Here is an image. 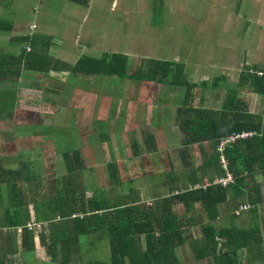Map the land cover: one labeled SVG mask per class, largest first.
Masks as SVG:
<instances>
[{"label":"crops","instance_id":"obj_1","mask_svg":"<svg viewBox=\"0 0 264 264\" xmlns=\"http://www.w3.org/2000/svg\"><path fill=\"white\" fill-rule=\"evenodd\" d=\"M102 1L111 15L155 11L186 14V46H179L175 56L167 59L171 62L160 58L149 60L142 55L140 57L151 65H141L133 72L141 73V70L144 73L155 68L158 62L172 63L182 69L183 87L172 82L159 84L128 77L117 81L107 78L116 76L89 74L85 69L90 65L76 70L84 59L99 61L117 56L124 59L126 74L131 73L126 71L129 55H135L134 45L129 44L131 37H125L119 46L115 37H108L111 53L96 58L88 53L94 55L92 49H104V43L99 40L105 41L106 37L93 39L92 36L80 47L76 36L73 45L78 54L74 57L65 52L64 40L57 38L58 27L51 25L58 17L49 13H61V23H65L64 17L72 18L68 24L74 25L79 32L81 26L73 22L79 21L77 15L85 14L79 10L89 11L92 6L91 11L99 12ZM7 2L0 1V10L12 19L0 23V39L4 37L7 47L17 54L25 50L24 55H29L34 65V71L22 74L31 81L29 86L24 84L23 87L33 91L30 96L44 95L46 88H54V95L58 97L65 94L66 99L61 103L63 109L58 108V113L69 112L73 120H58V135H66L65 129L71 128L74 137L75 132L82 129L86 138L84 148L78 144L69 148L63 142L59 145L63 149L58 148L54 160L61 162L64 169L61 167L58 171V191L63 186L66 191L60 192L58 199L54 198L58 204L65 201L63 206L56 208L57 212L51 213L49 195L55 193L49 189L38 193L46 199L34 196L32 201L23 197V206H18L14 200L15 192L7 191V205L0 202V210L12 213L14 208L22 211L27 208L29 218L21 215L17 223L24 228L27 225L38 227L32 232L27 230L28 234L22 233L24 228L4 226L0 229V264H222L223 260L225 264H264V254H255L254 247H250L259 239L258 248H264V216L260 214L264 206L263 175L255 173L254 182L247 183L244 188L229 187L225 196H220L219 192L209 198L204 193L190 196L189 193L210 188H204L203 184L221 176L216 175L215 165L210 164L214 157L211 143L204 141L184 147L180 126L195 110L220 111L223 102L214 93L219 87L226 94L230 91L238 95L243 91L253 93L252 78L264 75V0ZM2 15L0 11V20ZM64 28L61 26V31L65 32ZM189 40L197 42L196 46L188 47ZM117 47L121 49L119 52ZM40 48L47 58L37 59L33 64ZM141 49L147 50L145 45ZM212 70L218 71L220 76L211 82L208 75H213ZM220 77V85L216 86L214 80ZM256 97L261 101L247 110L251 114H264V98ZM37 112L41 115L45 111L37 109ZM36 118L35 125L26 127H57V123L46 122L40 116ZM110 140L113 146L118 141L122 150L108 167V162L114 160L111 152L92 154L87 150ZM46 145H43L45 150ZM30 150L35 158L42 152L33 144ZM100 157L105 171L96 170L87 176L84 172L91 166L86 160ZM67 159H70V168ZM35 175L47 177L38 169ZM70 175L72 177L66 179ZM26 189L29 190L21 188L23 192ZM76 192L81 194L79 202L72 201L74 196H66ZM95 194H101V199L95 198ZM223 198L219 203L212 202ZM38 203L48 205V215H38ZM242 207H250V210L242 211ZM132 208L135 210L130 212ZM115 211L124 212L118 216ZM90 216L97 219L90 220ZM205 227L212 231L206 230L208 238L203 232ZM171 232L176 239L174 244L169 241ZM160 240L165 245L161 246Z\"/></svg>","mask_w":264,"mask_h":264},{"label":"rangeland","instance_id":"obj_2","mask_svg":"<svg viewBox=\"0 0 264 264\" xmlns=\"http://www.w3.org/2000/svg\"><path fill=\"white\" fill-rule=\"evenodd\" d=\"M0 1L8 3L7 0ZM102 2V12L100 10L99 12L94 10L91 11L92 6L89 11L79 10V13H85L83 15H77L79 21L73 20L75 25L78 24L81 26L79 32L74 25L68 24L72 18L69 19L64 17L65 23H61L63 22V15H61V13H49V15H55L58 17V21H55L51 25H54L55 28L58 27L57 38L59 40H64V46H62L65 49V52H68V54L73 55L74 57L78 54V50L75 49L73 45V40L76 36H78L77 43H80V47L83 46L81 44L83 41L87 38H92V36L93 39L96 37H106L105 41L99 40L104 43L105 50L101 49L100 51H97L96 49H92L91 52L94 53V55L87 52L88 55L99 58L103 54L111 53L108 49V37H115L116 41H118V46L124 43L125 37H131L129 44L134 45L135 55H129L128 60L133 63L130 66L129 62V66H126V71L136 72L141 65L144 67L151 65V62L145 61L147 59H142L140 56L145 55V58H148L149 60H158L160 58L163 59L162 61L171 62L167 59H171L175 56V52L178 51L179 46L183 48L186 46L188 18L185 13H156L155 11V13H115L114 15H111L105 10L106 5L104 1ZM0 11L3 13L0 23L12 19L11 15L5 14L2 10ZM112 16L115 17V19H113ZM198 22L196 20V24ZM123 24H125V26L121 28ZM61 26L65 27V32L61 31ZM90 43L91 40L89 41V44ZM196 44L197 42L189 40L188 47L191 46L193 48ZM143 45L146 46L147 50L142 51L141 47ZM120 50L121 49L117 47V51L119 52ZM11 53L17 54L18 52L13 48H8L5 38H1L0 55L3 56L4 54ZM35 54V63L37 59L47 58V56L43 54L42 48H40ZM25 72L26 71H22L21 74L18 73V78H16L17 81L11 80L7 82H0V107H4V105H6L3 110L13 111L12 118H7L5 120L6 122L0 121V166H2L5 170H18L20 168L23 169L24 166H29L28 170L30 172V176L25 179L24 174H22V177H19L21 180L17 179V182H14V184H16L18 188H29L28 195H25V198L28 196L33 199L34 196H36L41 197V199H46V196L38 193L47 189L54 192V195H49V198L51 199L48 204L50 206L51 213H55L58 211L56 209L58 206H63L65 204V201L59 204L58 200L54 201L55 197L58 199V196H61L60 192L58 194V171H60V168H63V166L61 162H58L56 159L54 160V158L58 156V148L60 147L63 149L59 145L63 142L69 148L76 146V144L83 147L85 143L83 141L86 136L83 130L79 129L75 132V136L72 137L71 128L65 129V132L67 133L66 135H58V120L64 122H71L73 120L69 112L58 113V108H62L61 103H63L66 99L65 94L63 97H58V94L56 96L54 95V88H46L44 95L35 94L37 96H30V93L33 91L23 87L24 84H27L28 86L31 84V81L22 75ZM212 74L213 75H208L210 77L209 81L211 82L216 76H220L218 71H213ZM9 75L13 74H6V76ZM107 78L115 79L117 81L121 80L116 77L108 76ZM227 84L231 85V82H227ZM215 90V95L220 96L222 99L221 101L223 102L222 104H224L227 97L226 92L221 90L220 87ZM238 96L240 98H236H239L243 105L251 109L257 104V101H261V99H258L256 95L250 91H243ZM40 101L45 103V105H42L43 108H45V113H42L41 115L37 112V109L40 108L38 106ZM74 108L76 109L78 106H75ZM5 114L9 113L5 112ZM36 116H40L41 119L45 118L46 122L57 123L56 129H41L37 127L30 129L27 128L26 126L35 125V119H37ZM13 126L16 128L13 129ZM26 136H28L27 139H25ZM31 144L35 145L36 148L42 151L37 154L38 156H36V158L30 153ZM43 145L47 146L46 150ZM119 150H122L120 143L116 141L113 146L110 140L105 142L100 147L88 148L87 151L92 154L111 152V157L114 160H111V163L108 162V167H110V165L118 159ZM86 156H88L87 153ZM86 161H88L91 166V169L88 167L84 172L87 176L92 175L96 170L105 171L103 168L104 161L101 157ZM35 169L40 170L43 174L45 173V176L47 177L42 178V176L35 175ZM71 177L72 176L70 175L66 177V179H70ZM59 180L60 182H63L62 179ZM205 184L206 183H204L203 186ZM8 190V186H0V202H2L4 206L7 205L5 194ZM59 191L64 193L66 188L63 186V188ZM76 191L79 190L77 189ZM66 196H74L75 198L72 201L79 202L81 194L76 192L75 194H69ZM66 196L65 194H62V197L65 199L67 198ZM101 197V194H95V198L101 199ZM47 206L48 205L43 203L36 204V212L38 215L43 216L45 213L48 215L49 210H47ZM241 210L249 211L250 207H242ZM260 214L264 216V206ZM37 227L38 226L36 225H27L25 229L32 232L33 229Z\"/></svg>","mask_w":264,"mask_h":264},{"label":"trees","instance_id":"obj_3","mask_svg":"<svg viewBox=\"0 0 264 264\" xmlns=\"http://www.w3.org/2000/svg\"><path fill=\"white\" fill-rule=\"evenodd\" d=\"M24 53H26V51L21 50V52L17 55L12 53L3 56L0 55V82H7L11 80L16 81V78L19 75L18 73L21 74L22 71H34V65H32V63L28 59L29 55L25 56ZM30 58L32 59L33 56L31 55ZM106 59H102L99 61L84 59L78 65L76 70H79L85 65H90L85 69L87 72H89V74L110 75L116 76L118 78L128 77L135 80L157 81L159 82V84H167V82H172V84L177 87H183L181 82L182 69L180 66H177L175 64H165L162 62H158L155 64V68L151 70H145L144 73L139 70L141 73L131 72L129 75H127L125 72V63H123V58L112 56L107 57ZM33 64H35L34 61ZM47 69L50 68L47 67ZM51 70L53 69H50V71ZM7 73L13 75L6 76ZM252 79L253 81L251 82V84L253 85V94L264 98V76H255ZM221 80V77L216 78L214 80V84L216 82L217 86V84H219ZM187 88L190 89L189 87ZM236 97H238V93L235 91H230L228 92L223 107L220 111L195 110L189 117L183 119L180 123L182 132L184 134V141L182 144L184 145V147L189 146L193 143H199L204 141L211 143V147H213L214 157L211 158L210 164L215 165L214 170L216 171V175L221 176L218 178H222L225 176V172L222 171V168L218 163L219 154L216 148L218 146L219 141L233 133H254L251 138L237 140L225 146L223 155L228 162V171L234 177L233 184L225 188L216 186L210 187L204 191H194L193 193H189L190 196H198L199 194L204 193L209 198L216 192H219L220 196H223L225 190H227L231 186L235 185L238 188H244L246 187L247 183L254 182L255 173H261L264 178V114L249 113L247 107L240 102L239 98ZM42 105H45V103H43V101H40L38 103V106L40 108L38 109H41L44 112L45 108H43ZM1 109H3V107H0V119H4L7 114L2 115L3 113L1 112ZM9 113L12 114L13 112L10 111ZM184 149L185 148H183L182 151ZM66 161V164H68V168H70V159H67ZM186 165L187 164H185L184 166ZM28 168L29 166H24L23 169L20 168L18 170L12 171L5 170L2 166H0V186H8L9 189L15 192L14 200L18 202V206H23L21 202L22 198H25V195H28L29 190L26 189L23 192L21 188H18L17 185L14 184V182H17V179H20L19 177H22V174H24L25 179L29 177L30 172ZM70 172L73 173L71 169ZM213 180L211 179V182H209L208 184H211ZM59 192L61 191H58V193ZM178 199H182V197H179ZM223 200L224 198L218 201L213 200L212 202L213 204H216ZM134 210L135 209L132 208L129 211L133 212ZM115 212L116 215L119 216L124 211ZM21 215H25L26 218H29L28 211L26 208L24 209V211L19 208H14L12 213L6 211V209H1L0 229H2L4 226H7L11 229L24 228L22 224L17 223L19 222V218L21 217ZM7 218H9L11 222L8 221ZM89 219L96 220L97 218L94 216H90ZM2 221L3 224L1 223ZM94 227H97V225H94ZM206 230L210 232L212 231L208 227L204 228V235L206 238H208L209 235L207 234ZM22 233L28 234L29 232L24 228ZM168 236L171 238L169 241H172V244H174L176 239L173 238L174 236H172V232ZM213 237L214 234L212 233V235H210V238L212 239ZM159 244L163 246L165 245V242L163 240H160ZM260 245L261 242H259V239H255L254 245L250 246L254 247L255 254H264V248H258V246ZM222 258L225 259V256H222ZM225 262L226 261L223 260L222 264H225Z\"/></svg>","mask_w":264,"mask_h":264},{"label":"built area","instance_id":"obj_4","mask_svg":"<svg viewBox=\"0 0 264 264\" xmlns=\"http://www.w3.org/2000/svg\"><path fill=\"white\" fill-rule=\"evenodd\" d=\"M259 76H262V75L259 74ZM253 135H254V133H251V132H242V133H236V134L233 133V134L229 135L228 137L224 138L219 143V145L217 146V152L219 153V164L221 165V167L225 171V176L222 178L213 180V182L211 184L205 185L206 187L221 186L224 188V187H227V186L233 184L234 177L232 174H230L228 172L227 161L223 156L225 146L227 144L233 143L237 140H243V139L251 138Z\"/></svg>","mask_w":264,"mask_h":264},{"label":"flooded vegetation","instance_id":"obj_5","mask_svg":"<svg viewBox=\"0 0 264 264\" xmlns=\"http://www.w3.org/2000/svg\"><path fill=\"white\" fill-rule=\"evenodd\" d=\"M4 107H6V105H4ZM4 107H3V108H4ZM1 112L3 113L2 115H4L5 112L9 113L10 111H9V110L6 111V110L1 109ZM12 112H13V111H12ZM9 114H10V113H9ZM9 114H7L6 117H5L4 119H0V121L3 122V121H5L7 118H9V119L12 118V114H10V115H9ZM5 122H6V121H5Z\"/></svg>","mask_w":264,"mask_h":264},{"label":"clouds","instance_id":"obj_6","mask_svg":"<svg viewBox=\"0 0 264 264\" xmlns=\"http://www.w3.org/2000/svg\"><path fill=\"white\" fill-rule=\"evenodd\" d=\"M262 76H264V75H262ZM262 76H260V77H262ZM242 133V132H241ZM251 133H253V132H251ZM236 134V133H235ZM244 140V139H243ZM217 150V149H216ZM219 154V153H218ZM220 165V164H219ZM221 166V165H220ZM222 168V167H221ZM222 170H223V168H222ZM224 171V170H223ZM225 172V171H224ZM215 180V179H214ZM205 185H208V183H206ZM209 187H213V186H209ZM214 187H216V186H214ZM218 187H221V186H218ZM204 188H207L206 186H204ZM225 188V187H224Z\"/></svg>","mask_w":264,"mask_h":264}]
</instances>
